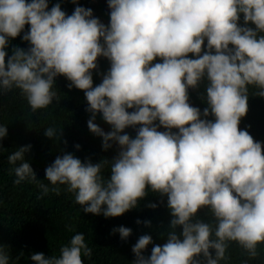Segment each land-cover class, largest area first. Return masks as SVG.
<instances>
[{
  "label": "clouds",
  "instance_id": "1",
  "mask_svg": "<svg viewBox=\"0 0 264 264\" xmlns=\"http://www.w3.org/2000/svg\"><path fill=\"white\" fill-rule=\"evenodd\" d=\"M108 4L110 27H105L84 7L66 16L58 3L48 10L47 0H0V93L19 89L36 112L59 101L54 83L64 76L70 88L85 92L92 113L88 128L103 138L104 149L111 147L109 141L118 142L121 149L110 163L109 179L101 174L108 160L92 164L72 154L58 156L45 169L50 189L25 161L31 145L21 147L8 157L12 165L19 162L10 170L14 183H37L44 195L59 194L58 185H65L85 213L105 217L136 207L149 186L167 195L172 216L167 242L155 245L145 257L142 253L152 237L141 236L132 248L134 264H200L201 254L207 264H219L227 259L229 242L257 257V246L264 243V149L238 125L248 111L249 86L264 97V0ZM241 14L255 29L238 25ZM25 25L30 29L23 40L31 47H16L6 63L8 38L19 36ZM205 39L208 51L201 54ZM189 53L197 58H188ZM100 56L111 61V68L93 87L92 70ZM157 57L163 62L153 64ZM205 77L209 107L203 115H213L214 122L201 119L200 109L188 102V89L198 87ZM96 113H102L113 131L105 133L94 123ZM157 119L169 131H158ZM138 124L142 127L136 138L119 134ZM45 135L58 138L61 131L48 127ZM6 136L7 126L0 125V140ZM202 207L210 208L215 226L194 219ZM178 226L182 239L175 231ZM113 231L126 240L132 230L121 226ZM82 255L91 257L92 249L83 234H76L60 248L59 258L37 253L31 260L83 264ZM9 259L0 245V264H9Z\"/></svg>",
  "mask_w": 264,
  "mask_h": 264
},
{
  "label": "trees",
  "instance_id": "2",
  "mask_svg": "<svg viewBox=\"0 0 264 264\" xmlns=\"http://www.w3.org/2000/svg\"><path fill=\"white\" fill-rule=\"evenodd\" d=\"M31 2V0H26ZM48 10L57 3L67 15H72L77 6L91 9L93 18H97L105 27H110L111 9L108 0H47ZM238 25L255 29L251 22L245 24L243 14L240 15ZM30 25H25L24 30L16 38H8L6 63L8 57L13 55L16 47L27 51L31 44L23 40V36L29 31ZM264 35V33H261ZM103 44L104 41L101 40ZM230 48L233 46L230 44ZM208 51L207 39L202 45V53ZM213 54L215 50L213 49ZM188 58H197L189 53ZM157 57L152 63H162ZM97 68L92 70L93 87L102 83L104 75L111 68V61L104 57H98ZM71 81L64 76L55 78L54 90L57 91L59 101L53 100L46 109L32 112L26 97L19 89L11 92L0 93V125L7 126V136L0 140V245L5 246L9 254V264H35L31 256L43 253L45 257L60 256V248L68 245L72 236L83 234L85 243L92 249L91 257L82 255L83 264H134L136 260L132 251L133 246L143 235H150L152 243L143 251L145 257L151 255L155 245H163L167 242L168 235L172 231L170 221L172 219L168 208L167 195L154 193L150 186L147 195L138 200L136 207L126 211L118 217H105L102 213L95 215L85 213L83 207L76 203L75 194L67 191L65 185H58L59 194L49 191L47 195L37 183L24 181L17 185L14 183L16 176L10 171L17 165L8 161L9 155L21 147L31 145L25 153V161L30 164L38 181L53 186L46 179L45 169L54 160L65 154H72L83 163H100L108 160L109 164L102 169V175L109 179L111 176L110 163L120 152V146L116 141H109L111 145L107 150L103 147V138L92 133L88 128V121L92 113L87 111L89 105L85 92L71 88ZM208 80L205 77L196 88L188 89L189 104L197 107L201 112V119L215 121L213 115L204 117L203 111L208 108L206 88ZM260 91L255 86H249L248 111L241 118L238 125L240 130H246L254 141L262 144L264 149V97L256 95ZM129 112L135 108L128 109ZM96 123L105 133L113 131V128L104 119L102 113H96ZM157 130L169 131L160 126L159 120L154 121ZM54 127L61 131L56 138H48L45 130ZM142 125L129 126L120 135L128 134L130 138H136ZM171 132L178 134L177 128ZM79 145V148L76 147ZM155 204L152 208L149 205ZM106 208V205L103 206ZM194 219L215 226V219L209 207L198 210ZM140 221V223H137ZM148 221L150 224H145ZM130 228L131 235L121 239L119 232L114 229L119 227ZM176 234L182 239V226L176 228ZM215 258V250H209ZM255 258L248 256L237 242H229L226 250L227 259L219 264H264V243L258 244ZM200 264H207L206 259L198 257Z\"/></svg>",
  "mask_w": 264,
  "mask_h": 264
}]
</instances>
